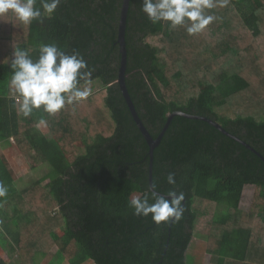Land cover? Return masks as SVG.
Listing matches in <instances>:
<instances>
[{
	"label": "trees",
	"instance_id": "obj_1",
	"mask_svg": "<svg viewBox=\"0 0 264 264\" xmlns=\"http://www.w3.org/2000/svg\"><path fill=\"white\" fill-rule=\"evenodd\" d=\"M122 4L61 0L51 18L41 9L30 25L11 11L0 16V182L8 189L0 197V248L16 251L9 261L0 252V264L55 256L70 264H187L197 228L209 264H264V161L207 122L175 117L153 152L154 190L184 193L181 220L157 225L129 207L134 192L151 189L149 148L116 83ZM141 8L142 0L131 1L127 87L149 134L156 139L168 115L181 111L217 121L264 155V0L207 9L217 19L195 35L154 24ZM50 43L84 57L92 94L75 111L66 105L24 117L9 86L13 52L36 59ZM9 140L51 171L18 190L3 150ZM250 185L256 190L245 210Z\"/></svg>",
	"mask_w": 264,
	"mask_h": 264
},
{
	"label": "clouds",
	"instance_id": "obj_2",
	"mask_svg": "<svg viewBox=\"0 0 264 264\" xmlns=\"http://www.w3.org/2000/svg\"><path fill=\"white\" fill-rule=\"evenodd\" d=\"M60 3L61 0H39L40 7H36L37 0H0V16L11 11L23 24L30 25L42 19L41 9L43 15L51 18ZM227 3L228 0H142L141 10L154 24L170 22L172 27L184 26L189 35H195L217 19L215 15L207 14L206 10L224 7ZM10 68L9 86L14 92L18 112L24 117L41 108L54 115L66 105H72L75 111V105L92 94V70L87 61L78 51L73 50L69 54L55 43L42 44L36 59L26 49H15ZM81 81H84L83 86ZM167 182L176 184L174 173L168 174ZM7 193V187L0 182V197H5ZM184 199V193L174 189L164 194L150 190L143 197L131 198L129 207L136 216L151 215L157 225L175 223L185 212Z\"/></svg>",
	"mask_w": 264,
	"mask_h": 264
},
{
	"label": "rangeland",
	"instance_id": "obj_3",
	"mask_svg": "<svg viewBox=\"0 0 264 264\" xmlns=\"http://www.w3.org/2000/svg\"><path fill=\"white\" fill-rule=\"evenodd\" d=\"M93 85L95 91L101 88V83L99 81H94ZM48 137L52 138L50 134L48 135ZM3 150L6 153L9 161L13 165L15 171L18 173L16 181V188L18 190H22L23 188L32 185L39 179L45 177L51 171L49 163L35 162L33 158H31V156H29L27 153L21 152L13 140L6 141ZM255 190V186L253 185L247 186L245 188L241 203L243 209L248 210L250 208L255 194ZM139 195L140 194L138 192H134L132 194V198ZM218 208L221 209V207ZM206 248L207 237L201 234L197 228L194 231V236L189 248V252L187 253V264H209V256ZM0 252L2 258L6 259L7 261L11 260L10 258L12 257H16V251L12 246L5 249L0 248ZM90 262H86L84 264H90ZM38 263L70 264L68 261L63 260L62 258L57 256L49 258L47 260L41 257L39 258Z\"/></svg>",
	"mask_w": 264,
	"mask_h": 264
},
{
	"label": "water",
	"instance_id": "obj_4",
	"mask_svg": "<svg viewBox=\"0 0 264 264\" xmlns=\"http://www.w3.org/2000/svg\"><path fill=\"white\" fill-rule=\"evenodd\" d=\"M131 1L132 0H123L122 8H121V15H120V23H119V37H117V42L120 44V54H121V61H120V67H119V73H117V81L116 83L119 84L120 90L123 94L124 99L126 100V103L130 109V112L142 132L144 138L146 139V143L148 145V156H149V165H148V183L149 188L151 190L153 189L152 184V165H153V152L154 150L159 146L164 134L168 130L169 126L171 125L172 120L179 116L186 119H193V120H199L204 121L214 128H216L218 131L223 133L225 136L235 140L236 142H239L246 147H248L250 150H252L254 153H256L263 161H264V155L260 153L256 148H254L251 144L248 142L243 141L241 138L231 134L226 129L222 127L217 121L209 118V117H202V116H194L190 114H186L181 111H175L168 115L167 121L165 122L160 134L156 139H154L149 132L147 131L146 126L144 125L142 119L140 118L136 107L134 105V102L131 98L130 92L127 87V69H128V48H127V40H126V34H127V27H128V18L130 13V7H131ZM185 202V199H184Z\"/></svg>",
	"mask_w": 264,
	"mask_h": 264
},
{
	"label": "crops",
	"instance_id": "obj_5",
	"mask_svg": "<svg viewBox=\"0 0 264 264\" xmlns=\"http://www.w3.org/2000/svg\"><path fill=\"white\" fill-rule=\"evenodd\" d=\"M4 144H5V143H4ZM3 147H4V145H3ZM90 264H93V263L90 262Z\"/></svg>",
	"mask_w": 264,
	"mask_h": 264
}]
</instances>
